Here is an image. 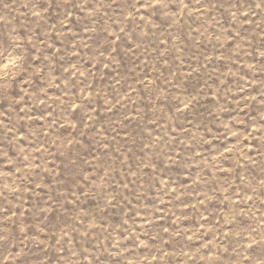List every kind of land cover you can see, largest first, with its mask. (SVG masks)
<instances>
[{"label": "rangeland", "instance_id": "374dc122", "mask_svg": "<svg viewBox=\"0 0 264 264\" xmlns=\"http://www.w3.org/2000/svg\"><path fill=\"white\" fill-rule=\"evenodd\" d=\"M0 264H264V0H0Z\"/></svg>", "mask_w": 264, "mask_h": 264}]
</instances>
